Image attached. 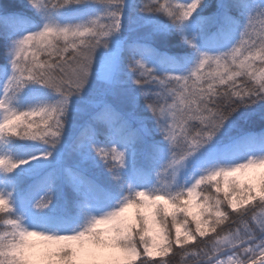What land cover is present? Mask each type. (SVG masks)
Wrapping results in <instances>:
<instances>
[{"label": "snow or ice", "instance_id": "snow-or-ice-1", "mask_svg": "<svg viewBox=\"0 0 264 264\" xmlns=\"http://www.w3.org/2000/svg\"><path fill=\"white\" fill-rule=\"evenodd\" d=\"M258 169L264 0H0V264H264Z\"/></svg>", "mask_w": 264, "mask_h": 264}, {"label": "rangeland", "instance_id": "rangeland-1", "mask_svg": "<svg viewBox=\"0 0 264 264\" xmlns=\"http://www.w3.org/2000/svg\"><path fill=\"white\" fill-rule=\"evenodd\" d=\"M261 172H264V169L250 170L247 173H237L236 177L240 180L241 184L251 182V183H255L258 185V183H259L258 177H259V173H261ZM250 204H251V202H250ZM194 211H195V209H194ZM133 213H134V210H129V213L127 215L129 217H131L133 215ZM156 258H159V257H156Z\"/></svg>", "mask_w": 264, "mask_h": 264}, {"label": "trees", "instance_id": "trees-1", "mask_svg": "<svg viewBox=\"0 0 264 264\" xmlns=\"http://www.w3.org/2000/svg\"><path fill=\"white\" fill-rule=\"evenodd\" d=\"M249 207H251V204L250 205H248ZM208 237H206L205 239H207ZM165 258H167V257H165ZM157 259H160V257L159 258H157Z\"/></svg>", "mask_w": 264, "mask_h": 264}]
</instances>
